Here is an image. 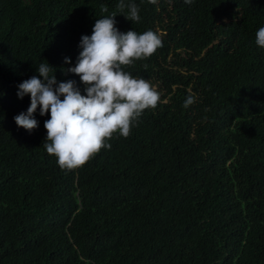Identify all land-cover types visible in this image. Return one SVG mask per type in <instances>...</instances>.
<instances>
[{"label":"trees","instance_id":"obj_1","mask_svg":"<svg viewBox=\"0 0 264 264\" xmlns=\"http://www.w3.org/2000/svg\"><path fill=\"white\" fill-rule=\"evenodd\" d=\"M119 2L0 0V264H264V0H124L139 22ZM112 13L122 33L160 35L124 70L161 100L110 150L61 169L44 147L50 115L16 125L30 107L18 85L48 62L86 94L63 70Z\"/></svg>","mask_w":264,"mask_h":264},{"label":"clouds","instance_id":"obj_2","mask_svg":"<svg viewBox=\"0 0 264 264\" xmlns=\"http://www.w3.org/2000/svg\"><path fill=\"white\" fill-rule=\"evenodd\" d=\"M185 3L190 5L192 0ZM125 8L127 20L140 21L135 3L120 0L118 11L123 13ZM101 11L106 13L107 6L102 5ZM116 16L112 13L96 20L92 34L81 37L77 63L63 70L65 75L80 78L86 94H81L73 80L58 82L55 73L50 75L54 68L48 62L39 65L38 75L18 85V98L30 96V107L27 114L14 117L16 125L31 132L38 126L34 118L38 108L41 116L50 115L44 123V147L55 156L61 169L80 168L102 149L110 150L108 141L116 135L127 138L144 111L155 109L161 100L148 80L134 78L124 70L125 66L151 57L162 46L160 35L152 30L122 33L116 27ZM255 42L264 48V27L256 32ZM70 63L65 58V64ZM194 101V96H188L183 107Z\"/></svg>","mask_w":264,"mask_h":264},{"label":"rangeland","instance_id":"obj_3","mask_svg":"<svg viewBox=\"0 0 264 264\" xmlns=\"http://www.w3.org/2000/svg\"><path fill=\"white\" fill-rule=\"evenodd\" d=\"M190 16V15H189ZM192 22V21H191ZM191 22H189V24L191 23ZM185 37H190V38H193L194 37V33H193V31H189V33H187L186 35H185Z\"/></svg>","mask_w":264,"mask_h":264}]
</instances>
